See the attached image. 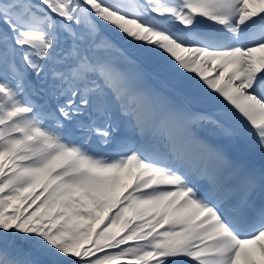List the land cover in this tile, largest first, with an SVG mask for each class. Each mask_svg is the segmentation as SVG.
Segmentation results:
<instances>
[{
	"label": "snow or ice",
	"instance_id": "1",
	"mask_svg": "<svg viewBox=\"0 0 264 264\" xmlns=\"http://www.w3.org/2000/svg\"><path fill=\"white\" fill-rule=\"evenodd\" d=\"M0 264H264V0H0Z\"/></svg>",
	"mask_w": 264,
	"mask_h": 264
}]
</instances>
